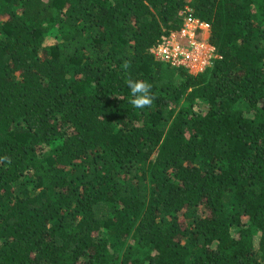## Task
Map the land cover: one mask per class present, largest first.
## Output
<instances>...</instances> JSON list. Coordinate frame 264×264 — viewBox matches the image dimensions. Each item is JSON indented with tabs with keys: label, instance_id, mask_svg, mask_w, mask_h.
Wrapping results in <instances>:
<instances>
[{
	"label": "trees",
	"instance_id": "trees-1",
	"mask_svg": "<svg viewBox=\"0 0 264 264\" xmlns=\"http://www.w3.org/2000/svg\"><path fill=\"white\" fill-rule=\"evenodd\" d=\"M0 264H264V0H0Z\"/></svg>",
	"mask_w": 264,
	"mask_h": 264
},
{
	"label": "built area",
	"instance_id": "built-area-1",
	"mask_svg": "<svg viewBox=\"0 0 264 264\" xmlns=\"http://www.w3.org/2000/svg\"><path fill=\"white\" fill-rule=\"evenodd\" d=\"M209 23L192 16L191 11H184V22L175 32L162 35L159 41L151 47L150 51L156 59L170 63L174 66H182L193 72L203 71L207 67L205 48L209 44L197 40L199 30L207 31ZM210 47V46H209Z\"/></svg>",
	"mask_w": 264,
	"mask_h": 264
},
{
	"label": "clouds",
	"instance_id": "clouds-1",
	"mask_svg": "<svg viewBox=\"0 0 264 264\" xmlns=\"http://www.w3.org/2000/svg\"><path fill=\"white\" fill-rule=\"evenodd\" d=\"M130 87L133 96H135V99L131 100V103L135 107L144 108L145 106H151L153 101V96L150 94L151 84L143 81H137L130 82ZM4 159H7V157Z\"/></svg>",
	"mask_w": 264,
	"mask_h": 264
},
{
	"label": "rangeland",
	"instance_id": "rangeland-1",
	"mask_svg": "<svg viewBox=\"0 0 264 264\" xmlns=\"http://www.w3.org/2000/svg\"><path fill=\"white\" fill-rule=\"evenodd\" d=\"M190 10V6H186L182 11L179 12V15L180 17H182V24L184 22V11L185 10ZM191 11V10H190ZM176 30H173V32H175ZM172 32V31H171ZM55 34H56V30L54 28H52L49 33H48V38L47 40H49V42H53L54 41V38H55ZM204 35H207L208 38L206 39L204 37ZM209 35H210V28L207 30V31H204V30H199L198 33H197V40L198 41H205V43L209 44L208 47L205 48V58H208L207 61V66H210L211 63H212V60L213 58L215 57V51H214V48L213 46L209 43ZM197 69H193V72H191L190 70H188L189 73H192V74H195V73H198V72H201V71H195Z\"/></svg>",
	"mask_w": 264,
	"mask_h": 264
}]
</instances>
